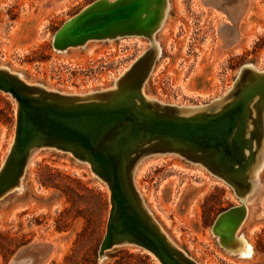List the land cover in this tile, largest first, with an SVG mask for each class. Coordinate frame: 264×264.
Masks as SVG:
<instances>
[{"label": "rangeland", "instance_id": "obj_1", "mask_svg": "<svg viewBox=\"0 0 264 264\" xmlns=\"http://www.w3.org/2000/svg\"><path fill=\"white\" fill-rule=\"evenodd\" d=\"M95 1L0 0V69L18 74L26 85L63 93L62 103L112 100L123 78L128 88L141 84L146 99L194 116L216 113L235 97L242 65L264 72V0H151L152 10L133 30L138 35L56 50V31ZM133 1L100 2L105 7ZM242 4L247 5L242 20L231 22ZM53 95L48 94L57 99ZM253 104L256 121L249 130L256 139L264 134V112L260 128ZM15 128L16 101L0 90V168ZM248 168L245 186L240 178L235 186L199 161L149 154L134 170V186L156 221L145 211L152 226L186 257L198 264H264V135ZM22 176L17 189L0 198V264L24 262L31 256L24 255L26 248L38 242L53 247L47 264H159L132 244L99 257L110 191L88 163L69 152L41 148ZM235 206L240 210L214 224ZM228 223L233 224L230 232Z\"/></svg>", "mask_w": 264, "mask_h": 264}, {"label": "water", "instance_id": "obj_2", "mask_svg": "<svg viewBox=\"0 0 264 264\" xmlns=\"http://www.w3.org/2000/svg\"><path fill=\"white\" fill-rule=\"evenodd\" d=\"M100 1L84 8L56 31L52 39L56 50L82 46L89 40L138 35L133 30L152 10L151 0L105 7ZM246 6H240L231 22L239 24ZM253 66L247 63L240 67L235 79L237 93L220 111L196 116L180 114L177 106L146 99L141 84L131 89L123 78L117 81L118 93L112 100L62 103L63 93L50 92L38 84L26 85L18 74L0 69V90L16 101L14 142L0 168V198L15 190L16 181L36 150L69 152L88 163L110 191L111 210L100 258L117 246L132 244L147 251L159 264H198L170 246L159 228L152 226L147 214L156 221L134 186V170L149 154L172 153L201 162L232 185L238 186L240 178L245 186L248 167L264 135L259 132L254 139V131L249 130V122L256 121L252 106L256 99L253 105L260 128L264 112V72H256ZM50 93L57 99L49 98ZM239 210L235 206L220 213L214 224ZM52 248L45 242L31 245L24 252L31 254L25 261L36 264ZM19 263L17 259L10 262Z\"/></svg>", "mask_w": 264, "mask_h": 264}, {"label": "bare ground", "instance_id": "obj_3", "mask_svg": "<svg viewBox=\"0 0 264 264\" xmlns=\"http://www.w3.org/2000/svg\"><path fill=\"white\" fill-rule=\"evenodd\" d=\"M93 100H96V98H93ZM254 114V116H255V113H253ZM255 121V120H254ZM254 121L253 120H251L250 122H249V128H252V126H253V123H254ZM33 157V156H32ZM249 169V168H248ZM250 171V170H249ZM23 172H24V170H22V172H21V174H20V176H19V178H18V180L16 181L17 183L15 184V189H17V187L22 183V180H23ZM22 176V177H21ZM232 222V221H231ZM243 226V223H240V225L237 227V230L235 231L236 233L235 234H237L238 232H239V229L241 228ZM233 224L232 223H228V224H226L225 225V228H226V231L227 232H230L233 228ZM52 251H53V249L49 252V253H46V255H44L43 256V258H41V260L38 262V263H36V264H47L49 261H48V257H49V255L52 253ZM27 256V255H26ZM54 256V255H53ZM52 256V257H53ZM29 258V257H28ZM23 259V258H22ZM25 259V258H24ZM21 260V259H20ZM19 264H27V262L26 261H24V262H20Z\"/></svg>", "mask_w": 264, "mask_h": 264}]
</instances>
